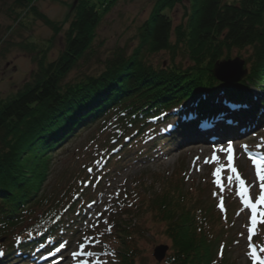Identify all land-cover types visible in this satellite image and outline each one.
<instances>
[{
    "label": "trees",
    "instance_id": "1",
    "mask_svg": "<svg viewBox=\"0 0 264 264\" xmlns=\"http://www.w3.org/2000/svg\"><path fill=\"white\" fill-rule=\"evenodd\" d=\"M11 1L12 12L13 8L32 10L55 34L61 29L63 23L29 8V0ZM112 1H107L103 12L83 0L73 8L70 19L63 20L69 25L62 52L49 62L42 58L23 88L0 101V237H10L3 245L7 252L0 257V264L28 260L36 246L42 252L49 251L51 245L65 240L66 231L75 232L71 226L80 207L92 201L88 190L96 175H89L88 169L95 172L104 168L110 174L116 162L129 156L131 148L145 142L142 135L162 133V141L170 138L177 142L186 129L181 119L194 115L203 119L218 99L254 103L240 121L248 126L264 121V0H155L148 18L138 28V45L131 53L116 47L101 61L98 74L64 83L80 61L94 54L96 29ZM177 4L186 10L185 21L173 27L169 12ZM14 13L18 19L20 12ZM178 49L189 65L173 61ZM233 50H249L245 60L239 55L232 57L245 61L247 73L238 82L223 84L211 69L216 62L232 59ZM160 51L172 55L166 66L155 67L144 57L145 53ZM174 115L179 116L182 126L170 133L161 129ZM92 126L96 131L89 139L94 148L85 165L88 169L81 166L70 175L61 193L53 188L45 190L51 176L52 151L83 127ZM180 177L162 179L160 190L143 191L142 197L135 198V207L146 206L156 224L164 226L171 243L165 264H212V247L220 245L219 252L224 254L226 246L213 226L217 219L225 221L224 226L230 222L232 209L236 210L231 202L235 197L229 189L223 193L218 187L213 193L199 184L191 190L184 188ZM59 181L63 182L61 178ZM128 196L120 195V199L127 201ZM130 206L126 202L122 208L131 210ZM107 216L102 233L97 231L104 247L96 253V264L145 260L136 245L144 230L136 220L131 222L136 216L128 223ZM263 227L258 225L252 236L257 250L264 248ZM18 250L21 253L17 254ZM218 264L225 262L221 259Z\"/></svg>",
    "mask_w": 264,
    "mask_h": 264
},
{
    "label": "rangeland",
    "instance_id": "2",
    "mask_svg": "<svg viewBox=\"0 0 264 264\" xmlns=\"http://www.w3.org/2000/svg\"><path fill=\"white\" fill-rule=\"evenodd\" d=\"M83 1L94 4L101 12L106 8L107 1L110 2V0ZM113 1L110 8L103 14L96 29V37L93 42L94 54L80 61L66 75L63 80L64 83L73 84L88 75L98 74L102 69L101 61L116 47H124L126 52L131 53L138 45V28L148 18L155 0ZM29 2V8L34 7L38 13L45 15L51 21L63 24L59 32L55 34L49 26L35 16L34 11L13 8L14 11L12 12V1L0 0L1 102L6 101L16 91L23 88V85L31 79L33 72L37 70L38 62L42 58H44V61L49 62L57 58L62 52L65 45V31L69 25L63 20L70 19L73 8L80 5L82 0H29ZM185 5H187L186 2ZM15 11L20 12L18 19H16ZM169 14L173 27L185 21L186 10L183 4H177ZM171 41H174V34L171 36ZM248 54L249 50H233L230 55L231 58L239 55L245 60ZM144 57L150 64L158 67L168 65L172 55L170 52L160 51L149 55L145 53ZM173 61L181 63L183 66L190 64L186 55L179 49L175 50ZM243 63L244 66H248L245 61ZM251 91L256 94L255 90ZM94 128V126L89 129L83 127L67 142L55 147L51 153V176L44 184L45 190L53 188V190L61 193L65 180L70 175H75L81 166H85L89 162L88 160L92 156L94 148L89 139L96 131ZM142 137H145V142L138 146L139 148H131L129 156L119 163L116 162L114 164L116 167L110 174H106L105 179L98 182V176L103 175L104 170L93 172V175H97V177L93 179L88 192L91 193L89 197L94 200V203H89L84 207L79 206L81 212H78V216L71 226L75 229V232L71 234V232L66 231L68 248L55 256V258L59 259L57 264H83L85 259L72 258L71 253L78 250L86 252L96 247H104L99 242L97 244L96 240L100 239V235L96 233L97 231L101 232L105 222H107V214L109 219H111L110 217H116L121 223H128L131 220L130 218L136 216L133 217L134 219L131 222L136 220L137 225L144 230V236L136 240V245L140 249L142 258H145V260H136V264H165V259L158 262L152 256L154 248L160 245L167 247L165 258L170 253L171 243L164 234V226L156 224L146 206H140V203H138L139 207L136 208L137 201L135 200L138 197L140 198V195L142 197L141 193L143 191L160 190L163 180H173L176 177L178 178V176L183 178L184 188L188 189L190 187L189 189L191 190V186L199 184L202 188L205 187L204 191L213 193L218 187L215 180H213L215 185L211 183L212 177L215 178L213 173L216 168L222 166V187L226 192L229 189L233 193V188L237 190V185L236 187L230 186L232 181L229 182L228 177L233 174L227 167V152L221 151V149L226 150L228 144L233 145L232 163L249 185L250 196L255 197L259 194V180L255 175L252 156L248 150L253 149L252 145L264 143V128L257 130V132L254 131L246 138L244 137L236 142H229L222 146H209L206 144L180 145L181 140L171 142L169 141L170 138H167L165 142L156 140V137H147V135H142ZM167 142L170 145H167ZM213 154L219 157L218 161H211L210 158ZM206 160L210 162L205 163ZM111 162L110 160L109 165ZM60 178L63 182L59 181ZM97 182L98 184L96 185ZM124 194L129 195L127 201L120 199V195ZM206 195L207 192L205 193ZM215 195H217V192ZM126 202L132 205L130 206L131 210L122 208V205ZM231 202L236 210L232 209L230 222L224 226L223 223L225 221L221 223L218 222V219H215L216 222L213 226L217 234L220 233L219 239L226 243L223 249L224 254L223 251L222 254L219 252L221 251L220 245H214L209 260L213 259L212 264H218L221 259L225 264H253L249 262V255L247 254L249 252L248 229L251 227L250 210L248 211L242 201L241 205H236L234 198L231 199ZM107 207L111 208L113 212L107 213ZM116 207L120 208L115 210ZM144 209H146V212H144ZM100 216L101 218H98ZM103 238L104 235L102 236ZM9 239L10 237H0V250L7 248L3 245ZM91 239H94L96 243L93 245L89 244L88 242ZM81 243L84 244V249H79Z\"/></svg>",
    "mask_w": 264,
    "mask_h": 264
},
{
    "label": "snow or ice",
    "instance_id": "3",
    "mask_svg": "<svg viewBox=\"0 0 264 264\" xmlns=\"http://www.w3.org/2000/svg\"><path fill=\"white\" fill-rule=\"evenodd\" d=\"M221 151H226L228 155V165L227 167L230 169L231 173L233 174L232 176L228 177L229 182L233 180V177L235 181H238V195L241 197L243 204L247 209L251 210L250 214V223L251 227L248 229L249 233H254L255 229L258 224H264V158H252V164L255 167V175L259 180V194L255 197L250 196V187L246 183V181L242 178V176L239 174L237 168L233 166V145L228 144L225 149H221ZM211 161L215 162L219 160V157L216 154H213L211 156ZM210 161L206 160L205 163H209ZM91 171V169H89ZM223 171V166L220 168H216L213 175L215 176V183L218 186L222 187L221 183V173ZM219 207L221 210H224V204L223 200H221ZM248 240L250 241L248 244L249 252L247 253L251 260L254 262V264H264V256L258 255L256 248L253 246L251 243L252 241V235L248 236ZM65 247L64 244H61L56 251L59 252L61 248ZM84 244L81 243L79 245V249H84ZM261 252H264V248L260 249ZM51 254V253H50ZM82 254L85 255H91V253L84 252L82 253L81 251H74L72 253V257L76 258L81 256ZM2 255V253H0Z\"/></svg>",
    "mask_w": 264,
    "mask_h": 264
},
{
    "label": "water",
    "instance_id": "4",
    "mask_svg": "<svg viewBox=\"0 0 264 264\" xmlns=\"http://www.w3.org/2000/svg\"><path fill=\"white\" fill-rule=\"evenodd\" d=\"M243 65L242 59L234 57L214 63L211 73L217 81L223 84H232L242 80L246 76L247 70L243 68ZM166 251V246H157L153 250V256L157 261H161Z\"/></svg>",
    "mask_w": 264,
    "mask_h": 264
},
{
    "label": "bare ground",
    "instance_id": "5",
    "mask_svg": "<svg viewBox=\"0 0 264 264\" xmlns=\"http://www.w3.org/2000/svg\"><path fill=\"white\" fill-rule=\"evenodd\" d=\"M251 104V103H250ZM71 234H72V232H71Z\"/></svg>",
    "mask_w": 264,
    "mask_h": 264
}]
</instances>
